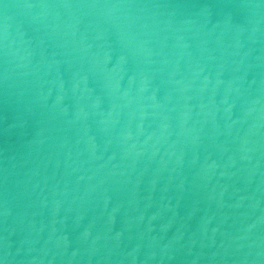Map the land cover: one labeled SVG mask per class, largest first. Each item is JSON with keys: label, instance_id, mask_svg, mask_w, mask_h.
<instances>
[{"label": "water", "instance_id": "1", "mask_svg": "<svg viewBox=\"0 0 264 264\" xmlns=\"http://www.w3.org/2000/svg\"><path fill=\"white\" fill-rule=\"evenodd\" d=\"M2 264H264V0H0Z\"/></svg>", "mask_w": 264, "mask_h": 264}, {"label": "snow or ice", "instance_id": "2", "mask_svg": "<svg viewBox=\"0 0 264 264\" xmlns=\"http://www.w3.org/2000/svg\"><path fill=\"white\" fill-rule=\"evenodd\" d=\"M0 264H2V262H0Z\"/></svg>", "mask_w": 264, "mask_h": 264}]
</instances>
